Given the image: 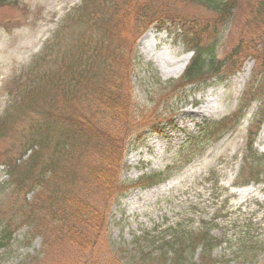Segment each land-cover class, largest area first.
Segmentation results:
<instances>
[{
	"label": "rangeland",
	"instance_id": "obj_1",
	"mask_svg": "<svg viewBox=\"0 0 264 264\" xmlns=\"http://www.w3.org/2000/svg\"><path fill=\"white\" fill-rule=\"evenodd\" d=\"M233 1L234 13L224 24L218 10L197 0H135L132 9V0H0V125L7 131L0 139V223L12 225L15 232L0 253V264H19L37 255L39 264H69L78 255L89 261L114 259L113 264H169L160 256L166 240L207 230L221 243L210 256L201 246L187 251L180 264H264L263 0ZM169 13L195 18L197 34H203L206 19L214 21L206 32L218 31V57L232 58L208 84L206 75L186 88L184 71L166 76L143 54L140 41L152 30L157 51L166 48L176 59L188 57L189 63L192 53L181 43L184 31L166 24L167 32L160 33L162 24L153 23ZM240 74L244 81L237 79ZM110 79L123 89L127 102L117 121L108 108L97 106L93 95ZM80 84L77 94L68 92V86ZM208 98L217 99L215 113L200 119L185 116ZM51 115L86 118L115 150L122 147L117 161L110 157L108 173L114 182L106 191L96 189L82 169L98 160V153L88 149L76 160L83 176L76 191L88 196L107 225L93 232L101 240L84 253L59 239L32 238L41 227L37 217L47 215L34 202L35 193L43 191L14 183L33 172L31 157L39 149L28 145L33 123ZM175 135L182 138L180 144L175 145ZM156 142L164 143L160 155ZM39 155L42 162L51 154L41 150ZM83 179L90 183L86 189ZM123 190L127 193L121 195ZM246 190L252 192L242 194ZM140 194L148 197L139 198L135 208L130 198Z\"/></svg>",
	"mask_w": 264,
	"mask_h": 264
},
{
	"label": "trees",
	"instance_id": "obj_2",
	"mask_svg": "<svg viewBox=\"0 0 264 264\" xmlns=\"http://www.w3.org/2000/svg\"><path fill=\"white\" fill-rule=\"evenodd\" d=\"M197 1L207 3L214 7L216 11L218 10L217 12L224 24L234 13L235 4L233 0ZM134 2L135 0H132L129 6L130 9H132ZM260 8L264 9V0L260 3ZM261 11L263 12V10ZM262 15L264 16V14ZM179 17L180 15L177 13L159 15L153 23L159 22L162 24L160 27L161 29L164 28L166 24H174L178 29L184 31L181 43L187 47V51L193 52L190 63L187 65L183 74L184 86L188 88L189 86L197 85L202 82L200 81L201 77L206 75L209 77L204 80V83L208 84L209 81L207 80L219 76L222 69L230 66L229 62H231L230 59L232 56L228 55L223 60H220L218 57L219 55L216 52L214 42L218 36V31L214 29L215 34L206 32L214 23L212 19H206L202 29L203 34H197L193 31V25L195 26L196 24L195 18L183 20ZM120 80H122V78H120L119 81ZM112 81L114 80L110 79L103 81L99 88H95L93 95L98 99L97 106L104 109L108 108L109 112L112 114V119L117 121L123 117L124 106L127 107V102L123 89ZM80 86L81 84L78 87L73 86L74 89H70L71 87L68 86V92L74 94L76 91L75 93L77 94V92L80 91ZM4 121H6V117L2 118L1 123ZM59 123H64L67 127L60 129L58 126ZM31 130L33 133L28 145H30L29 147L31 150L39 148L34 150L31 157L34 163L33 172L19 177L16 182L12 180V182L20 186L24 185V187H29V191L34 193L36 190L42 188L41 190L43 192L39 193L38 191V193H35L34 202L36 205L42 204L43 206H41L39 212L42 215L45 212L47 215H43L41 218L39 216L37 217V222L41 224V227H37L36 230L33 231L34 237L32 238L44 237L43 240L47 241V243L49 241L51 243L53 238L59 239L61 244L76 246L84 253L90 245L94 246L101 240V238L95 236L93 232L97 230L104 231L107 229V225L104 226L103 220L99 219V214L88 196H84V194L83 196H79L76 191L83 177L81 172L79 174L78 162L76 160H79L83 154H88V149L98 153V160L83 165L82 169L87 170L90 175L88 179H93L96 189L102 191L105 189L106 191L114 182V178L109 176L108 173V168L111 167L109 162L110 157H112V155L115 156L117 161L119 154L122 153V147H116L117 150H115L114 146L110 144L108 140L104 139L102 131L86 118H78V120H75L73 118H62L60 116L51 115L45 122L33 123ZM6 132L7 131L0 125V139ZM41 150H47V152L51 154L50 158L42 162L39 161L42 155H39V157L36 156L37 152ZM61 161L65 162L64 166L60 165ZM36 166L42 167L39 172H35L34 168ZM258 177L255 179L258 180ZM245 183H250V180H247ZM82 185L84 189H86L90 183L83 179ZM44 191L48 194H46L45 198H42L41 196ZM126 193L127 190L121 195ZM49 216L51 219L46 221V217L49 218ZM33 218H35L36 222V217ZM30 220L31 223L29 225L32 227L34 220L32 221V218ZM53 222L55 223L54 226L52 225ZM91 230L92 232H90ZM14 233L12 225L0 223V253L11 245L14 240ZM28 237L30 240L32 239L29 235L27 238ZM219 243L221 242L211 236L208 230L198 233L189 232L188 234L182 232L166 240L168 246L163 249L160 256L163 263L172 264L174 262L175 264H180V261L183 259L182 255L184 256L187 251L191 250L194 252L201 246L205 253L210 256L212 250ZM44 252L45 251H42L40 254H44ZM174 254L178 256L176 259L172 257ZM41 259L39 255L28 256L19 264H39L42 262ZM203 259L216 263V260H207L204 255ZM112 260L89 261V258L83 259L78 255L76 259L72 258L69 264H78L77 262L80 261H82L81 264H108L109 261V264H113ZM66 264H68V262Z\"/></svg>",
	"mask_w": 264,
	"mask_h": 264
},
{
	"label": "bare ground",
	"instance_id": "obj_3",
	"mask_svg": "<svg viewBox=\"0 0 264 264\" xmlns=\"http://www.w3.org/2000/svg\"><path fill=\"white\" fill-rule=\"evenodd\" d=\"M140 44L142 46V48H141L142 52L146 56V58L148 60H153L158 65V67L163 72V74H165L166 76L179 74L182 71H184V69L186 68L188 57L185 56V57H182L181 59H176L175 55L171 54L172 51H170L166 48L157 51V49L159 47V43L155 41L154 33L152 30L149 31L141 39ZM237 79L240 81H244L245 76L243 77L242 74H240L237 77ZM216 100H217L216 98H208L207 103L205 105H203L201 108H199L195 111L187 110V114L185 116L189 117L190 115H194L199 119L208 117L210 113H215V111H217L219 108ZM185 116H182L181 118L178 119V122H177L178 126H182V122H183V120H185L184 119ZM174 138H176L175 145L177 143L180 144V141L182 138H179L178 136L176 137V135ZM155 146L157 148L158 154L160 155L161 150L159 151V148L160 149L162 147L164 148V143L159 144L156 142ZM251 192H252V190H246L242 194L247 195ZM139 196L140 197L137 198L136 195H134V196H132V198H130V199H132V201H130L131 202L130 204L133 207L135 206V208H137V205L139 203V198L146 199L148 197L145 194H140Z\"/></svg>",
	"mask_w": 264,
	"mask_h": 264
}]
</instances>
